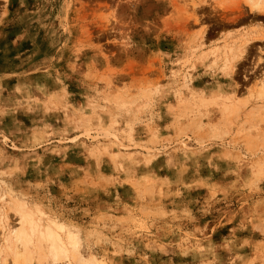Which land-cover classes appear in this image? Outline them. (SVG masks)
Here are the masks:
<instances>
[{
    "label": "rangeland",
    "instance_id": "1",
    "mask_svg": "<svg viewBox=\"0 0 264 264\" xmlns=\"http://www.w3.org/2000/svg\"><path fill=\"white\" fill-rule=\"evenodd\" d=\"M1 1L0 264H55L49 229L102 264H264L246 0Z\"/></svg>",
    "mask_w": 264,
    "mask_h": 264
},
{
    "label": "bare ground",
    "instance_id": "2",
    "mask_svg": "<svg viewBox=\"0 0 264 264\" xmlns=\"http://www.w3.org/2000/svg\"><path fill=\"white\" fill-rule=\"evenodd\" d=\"M3 1V0H2ZM1 1V2H2ZM246 2H247V4L250 6L249 8L251 9V10H253V12H256L255 14H256V16H257V13L259 14L258 16H259V18L260 17H262V18H260L259 20H262L261 22H264V0H246ZM245 3V2H244ZM249 8H248V10H246L247 11V13H248V11H249ZM250 10V11H251ZM250 13V12H249ZM242 14H243V12H242ZM251 14V13H250ZM255 14H254V16H255ZM261 14H263V15H261ZM244 15V14H243ZM246 15V14H245ZM240 16V15H239ZM250 16V15H249ZM251 16H253V15H251ZM253 16V17H254ZM255 16V17H256ZM252 17V18H253ZM237 18V17H236ZM238 18H240V17H238ZM245 19H246V17H244ZM249 18H251V17H248L247 18V20L249 19ZM234 19V18H233ZM233 19H230V21H231V24H232V20ZM242 19V18H241ZM254 19V18H253ZM256 19H257V17H256ZM236 20V19H235ZM238 20V19H237ZM252 19H249V22L251 21ZM255 20V19H254ZM258 20V19H257ZM258 20V21H259ZM244 21V20H243ZM253 21V20H252ZM239 22H240V20H239ZM249 22H247V23H249ZM224 23V22H223ZM233 23H234V20H233ZM221 24V23H220ZM235 24V26L234 27H237L236 26V23H234ZM245 24H246V22H245ZM259 24H260V22H259ZM222 25V24H221ZM251 25H253V24H251ZM224 26V25H223ZM245 26V25H244ZM247 26V25H246ZM263 26V25H262ZM241 27V26H240ZM240 27H238V29L240 28ZM242 27H243V25H242ZM256 28L257 29H255V27H254V29H251L250 31H252L251 32V35H250V31L249 32H247V33H244L243 34V38H246L245 39V41L244 42H242L243 44L242 45H238L239 46V49H240V51L241 52H239L240 54H242L243 52L245 53L246 52V48L248 47L247 46V41L249 40V38L250 37H252L250 40L251 41H253V40H262V41H264V32H260L259 31V26H256ZM261 28V27H260ZM235 31V30H234ZM262 31V30H261ZM203 32V31H202ZM201 33V32H200ZM204 33H205V31H204ZM219 33V32H218ZM233 33V32H232ZM226 35V34H225ZM232 35V34H231ZM234 35V34H233ZM203 36V35H202ZM230 36V35H229ZM221 37V36H220ZM234 36H232V38H233ZM201 38V37H200ZM224 38V37H223ZM222 38V39H223ZM226 38V37H225ZM240 38V37H239ZM242 38V39H243ZM207 40H209L208 38H207ZM226 40V39H225ZM211 41V40H210ZM234 41V40H233ZM216 42V41H215ZM223 42V41H222ZM236 42V41H235ZM217 43V42H216ZM219 43V42H218ZM237 43V42H236ZM254 43V42H253ZM258 42H256V44H257ZM261 43V42H260ZM250 44V43H249ZM207 45H209V43L208 44H206V46ZM253 45V44H252ZM255 45V44H254ZM247 46V47H246ZM208 47V46H207ZM221 49L223 48V45H222V47L221 46H219ZM251 47V46H250ZM213 48V47H212ZM218 48V47H217ZM233 48V47H232ZM245 48V49H244ZM249 48V47H248ZM252 48V47H251ZM256 48H258V49H260L259 47H256ZM205 49V48H204ZM207 49V48H206ZM236 49V48H235ZM209 50V49H208ZM224 50V49H223ZM260 50H262V49H260ZM259 50V51H260ZM201 51V50H200ZM222 51V50H221ZM227 51H228V49H227ZM236 51V50H235ZM256 51V50H255ZM263 51V50H262ZM261 51V52H262ZM232 52V51H231ZM237 52V51H236ZM248 52V51H247ZM246 52V53H247ZM249 52H252V51H249ZM260 52V53H261ZM203 53V52H202ZM225 53V52H224ZM239 53H238V55H239ZM243 53V55L242 56H245V54ZM253 53V52H252ZM256 53V52H255ZM247 54H250V53H247ZM263 54V53H262ZM234 55H235V53H234ZM231 56V55H230ZM241 55H239V57H238V59L240 58V60H241V57H240ZM246 56H248V55H246ZM258 56V55H257ZM228 57H229V55H228ZM235 57V56H234ZM251 57V56H250ZM256 57V56H255ZM259 57L260 56H258V59H256V62L259 60ZM263 57V56H262ZM242 58H244V57H242ZM247 58V57H246ZM233 59H235V58H233ZM248 59V58H247ZM246 59V60H247ZM261 59V58H260ZM244 60V59H243ZM242 60V61H243ZM262 60H264V59H262ZM236 61V60H235ZM234 61V62H235ZM241 61H239V63H240ZM264 62V61H263ZM264 64V63H263ZM234 65V64H233ZM237 65V64H236ZM263 66V65H262ZM232 67V66H231ZM230 67V68H231ZM235 67V66H234ZM237 68H238V66H236ZM264 67V66H263ZM236 69V68H235ZM234 72H235V70H234ZM208 73V72H207ZM262 73V72H261ZM232 74H234L233 72H232ZM238 74V73H237ZM262 74H264V72L262 73ZM260 76V75H259ZM233 77V76H232ZM255 77V76H254ZM253 77V78H254ZM236 78V77H235ZM234 77H233V79H235ZM253 78H252V80H253ZM260 79H262L261 77H260ZM217 81V80H216ZM250 81V80H249ZM255 82H256V79L254 80ZM262 81V80H261ZM235 82H236V80H235ZM263 82H264V80H263ZM262 82V83H263ZM251 83H252V81H251ZM258 83V82H257ZM260 83V82H259ZM258 83V84H259ZM254 84L255 83H253V86H254ZM233 85V84H232ZM257 85V84H256ZM264 85V84H263ZM263 89H264V86L262 87ZM221 89V88H220ZM233 89V88H232ZM223 90V89H222ZM235 91V90H234ZM237 92V91H236ZM235 93V92H234ZM234 95V94H233ZM239 95V94H238ZM256 100V99H255ZM258 100V99H257ZM255 102H257V101H255ZM263 102V101H262ZM250 103V102H249ZM258 104V103H257ZM254 105H256L255 103H254ZM256 107V106H255ZM257 108V107H256ZM259 108V107H258ZM261 108V107H260ZM253 109V108H252ZM252 139V138H251ZM251 141V140H250ZM250 143V142H249ZM264 156V155H263ZM253 157V156H252ZM27 216H25V214H23V213H20V220H21V222H22V224L20 225V227L18 228V230L19 231H17V232H15L14 234H15V237L16 238H18L19 236H23L24 237V235H26V232L27 231H29V226H25V223L28 221V219L26 218ZM58 228H60V229H62V228H68V227H65L63 224H59L58 226H57ZM71 229V228H70ZM76 230V229H75ZM68 234H71L70 232H68ZM46 236H48V238H50V239H52V241H51V245L50 244H48V245H50L49 247H48V252H49V254H50V257L49 258H52V260L55 262V264H60V262H64V264H83L84 262L86 263V264H95L94 262H99V264H102V262H101V260H98L97 259V257L96 256H94V254L93 253H91V254H89V256H88V259H86L84 256H82L81 254H80V252L78 251V246L76 245V248H74L72 251H71V253H69L68 254V252H67V249H66V247L64 246V243L59 239V237L58 236H55L54 235V233L52 232V230L50 231V229L47 231V233H46ZM27 238V237H26ZM45 238H47V237H45ZM21 239V238H20ZM23 240V239H22ZM26 240V239H25ZM25 240H23V241H25ZM50 241V240H49ZM48 241V242H49ZM77 244H79V242H80V239H78L77 241ZM25 244V243H24ZM30 245V244H29ZM39 251V250H38ZM34 254H33V251H31V253H29L28 251H27V254H23V253H21L20 251L18 252V253H16V256H15V259H14V264H26L27 262V264H32L33 263V260L34 261H37L38 263H40V262H42V261H45L46 260V256H45V253H42V254H40L39 256L38 255H35V257L33 256ZM85 260H89L90 262L89 263H87V261H85ZM19 261V262H18ZM104 261V260H103ZM26 262V263H25ZM63 262H62V264H63Z\"/></svg>",
    "mask_w": 264,
    "mask_h": 264
},
{
    "label": "crops",
    "instance_id": "3",
    "mask_svg": "<svg viewBox=\"0 0 264 264\" xmlns=\"http://www.w3.org/2000/svg\"><path fill=\"white\" fill-rule=\"evenodd\" d=\"M126 188H127V187H126ZM116 193H117V198H120L121 201H122V200L124 201V198L121 197V194L118 193V191H116ZM106 195L109 196V192H108V191H107ZM111 196L114 197V192H111ZM124 203H125V202H124ZM123 205H124V204H123ZM121 207H122V206H121ZM121 207H120V208H121ZM109 212H110V211H107V210H106V211L103 212V213L108 214ZM170 212H171L170 210L167 211V213H170ZM117 214H120V213L117 212ZM112 215H113V217H114V214H112ZM93 254H94V253H93ZM94 256H96L98 260H99V259H100V260L102 259V260H104V261H107V259H106L105 257H103L102 255H101V257L98 256V254H96V252H95ZM98 257H99V258H98ZM107 262H108V261H107Z\"/></svg>",
    "mask_w": 264,
    "mask_h": 264
}]
</instances>
